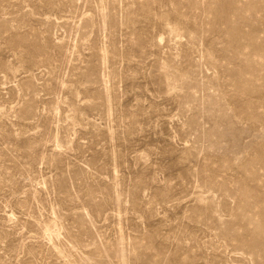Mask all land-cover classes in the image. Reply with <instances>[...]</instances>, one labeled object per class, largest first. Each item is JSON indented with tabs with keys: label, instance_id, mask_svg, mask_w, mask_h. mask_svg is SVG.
I'll return each mask as SVG.
<instances>
[{
	"label": "rangeland",
	"instance_id": "374dc122",
	"mask_svg": "<svg viewBox=\"0 0 264 264\" xmlns=\"http://www.w3.org/2000/svg\"><path fill=\"white\" fill-rule=\"evenodd\" d=\"M0 264H264V0H0Z\"/></svg>",
	"mask_w": 264,
	"mask_h": 264
}]
</instances>
